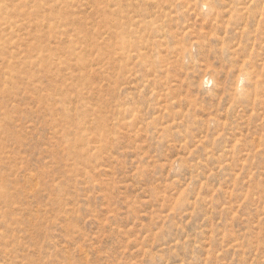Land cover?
<instances>
[{"label":"rangeland","instance_id":"1","mask_svg":"<svg viewBox=\"0 0 264 264\" xmlns=\"http://www.w3.org/2000/svg\"><path fill=\"white\" fill-rule=\"evenodd\" d=\"M0 264H264V0H0Z\"/></svg>","mask_w":264,"mask_h":264}]
</instances>
